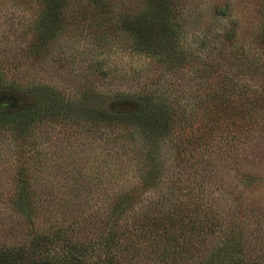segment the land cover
<instances>
[{
    "label": "trees",
    "instance_id": "1",
    "mask_svg": "<svg viewBox=\"0 0 264 264\" xmlns=\"http://www.w3.org/2000/svg\"><path fill=\"white\" fill-rule=\"evenodd\" d=\"M6 1L38 15L31 54L72 26L108 57L69 61L76 90L54 93L0 14V82L43 97L0 111V264H264V0ZM44 142L61 171L38 169Z\"/></svg>",
    "mask_w": 264,
    "mask_h": 264
},
{
    "label": "rangeland",
    "instance_id": "2",
    "mask_svg": "<svg viewBox=\"0 0 264 264\" xmlns=\"http://www.w3.org/2000/svg\"><path fill=\"white\" fill-rule=\"evenodd\" d=\"M125 3V10H139L142 7V0H123ZM6 0L3 5H0V14L4 15L7 13V17H9L10 12L13 13V21L20 20L22 26H19L22 30L32 29L33 33H26L25 42H22L20 45L22 49L19 50L18 64H20L21 75L27 77L28 81L36 79H43L45 82L53 83L57 85L56 91H60L61 85H65V89L63 92L72 93L76 90L75 84L72 79L69 78L74 76L73 74L77 71L75 68H71V63L69 61H76L77 58L83 60V65H87L89 60L92 59L93 55L98 54L101 49H97L93 54H91V41L88 39L90 31L86 28L81 29L80 32L83 34H78V30L73 28L72 26L69 28L72 30L71 33L64 35L62 31H57V35L54 38H46L44 36H39L36 39L37 49L31 54L29 51L28 45L26 46V42L32 38L34 35L33 27H36L37 22V13L31 10H16L13 6L7 7ZM263 4V0L260 1ZM236 9L238 11H243L246 9L242 4H237ZM264 12V8L262 9ZM71 12V11H69ZM73 14V12H72ZM78 16V13L75 15ZM1 19V18H0ZM261 20V19H260ZM26 32V31H25ZM84 35V36H83ZM86 36V38H85ZM31 54V55H30ZM99 58H107L105 52L98 54ZM120 57H124L121 52L115 51L109 54V58L120 59ZM33 64H36V70L33 69ZM85 72V70L83 71ZM14 75L17 79L16 83L10 84V75L7 73L6 79L8 81L0 82V111H17L26 106L36 104L40 100H42V92L36 93L34 90L30 89L28 85H23L21 81V75L17 71H13ZM63 75V78H60V75ZM70 76V77H69ZM13 77V76H12ZM68 77V78H67ZM43 81V82H44ZM66 82L65 84L63 82ZM9 82V83H8ZM10 84V85H9ZM5 85V86H4ZM8 85V86H7ZM54 89V88H53ZM56 95V94H55ZM68 149L75 145V142H67ZM72 145V146H71ZM11 149H15L14 146L10 145ZM28 149V146H25ZM10 149V148H9ZM7 149V147L3 148L2 151V161H5L4 164H0V172L3 174V178L7 175L16 171L15 160L17 158L16 154H12V150ZM40 152L44 153V155H39L40 165L38 169L42 171L44 175H50L55 173L56 171H61L62 168L54 166L56 159L60 160L61 158L66 157L67 152L64 153V150H59L54 146L48 145V142L41 143L39 146ZM58 155V157L56 156ZM56 156V157H55ZM51 157V158H50ZM2 165V166H1ZM27 165L18 166L19 168L26 167ZM18 168V169H19ZM61 173H56L55 177L59 178ZM58 184V183H54ZM5 186H11V182L3 183Z\"/></svg>",
    "mask_w": 264,
    "mask_h": 264
}]
</instances>
